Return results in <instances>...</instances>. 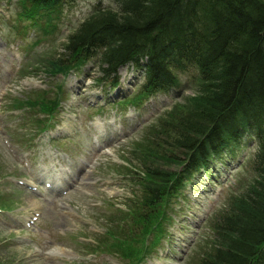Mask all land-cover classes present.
<instances>
[{
	"label": "rangeland",
	"instance_id": "1",
	"mask_svg": "<svg viewBox=\"0 0 264 264\" xmlns=\"http://www.w3.org/2000/svg\"><path fill=\"white\" fill-rule=\"evenodd\" d=\"M17 1L0 0V264H124L123 247L135 249L143 243L135 217L139 181L146 160L160 150L149 141V133L173 111L171 121L183 120L200 90L194 80L197 70L178 72L180 89L160 92L138 110L122 106L119 102L128 103V96L137 95L143 82L141 68L131 64L120 68L116 89L110 80H100L97 60L79 71L48 68L99 0L71 1L60 6L59 20L54 16L23 29L18 28L24 21ZM102 5L111 6L108 1ZM9 41L21 52L25 67L20 71L21 60L6 51ZM44 95L63 107L59 127L37 139L36 115L29 116V104L34 103L40 118ZM126 111L135 112L136 118L125 117ZM98 114L117 122L100 141L104 149L100 151L89 124L98 122ZM54 136L60 141L54 143ZM251 143L237 157L218 164L223 175L219 181L212 185L208 173L198 175L199 185H189L173 198L164 231L156 235L162 241L155 251L142 255V264H200L212 249V226L219 213L254 182ZM46 168L67 181L66 186L74 185L64 194L46 190L37 182ZM152 241L153 237L150 247Z\"/></svg>",
	"mask_w": 264,
	"mask_h": 264
},
{
	"label": "trees",
	"instance_id": "2",
	"mask_svg": "<svg viewBox=\"0 0 264 264\" xmlns=\"http://www.w3.org/2000/svg\"><path fill=\"white\" fill-rule=\"evenodd\" d=\"M71 1L18 4L26 16H47ZM76 28L50 71L97 60L100 80L117 85L120 68L133 64L144 79L135 98L144 101L179 87L178 72L197 70L200 90L183 120L171 121L173 111L149 133L160 150L146 160L139 181L135 217L143 243L124 246L121 258L141 262L150 238L160 240L173 198L196 187L199 174L217 175L218 164L252 142L254 182L219 213L212 249L200 264H264V0H99ZM44 97L39 111L51 112L57 100Z\"/></svg>",
	"mask_w": 264,
	"mask_h": 264
}]
</instances>
